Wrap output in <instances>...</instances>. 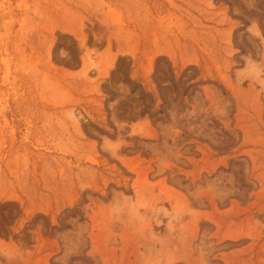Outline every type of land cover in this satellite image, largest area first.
Returning a JSON list of instances; mask_svg holds the SVG:
<instances>
[{
  "label": "rangeland",
  "instance_id": "1",
  "mask_svg": "<svg viewBox=\"0 0 264 264\" xmlns=\"http://www.w3.org/2000/svg\"><path fill=\"white\" fill-rule=\"evenodd\" d=\"M0 264H264V0H0Z\"/></svg>",
  "mask_w": 264,
  "mask_h": 264
}]
</instances>
